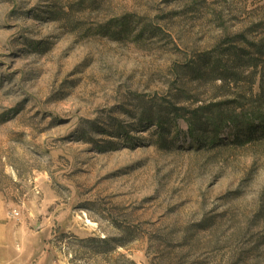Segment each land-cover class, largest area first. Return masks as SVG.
Listing matches in <instances>:
<instances>
[{
	"label": "rangeland",
	"instance_id": "rangeland-1",
	"mask_svg": "<svg viewBox=\"0 0 264 264\" xmlns=\"http://www.w3.org/2000/svg\"><path fill=\"white\" fill-rule=\"evenodd\" d=\"M238 34L264 0H0L14 264H264V63L214 69Z\"/></svg>",
	"mask_w": 264,
	"mask_h": 264
},
{
	"label": "trees",
	"instance_id": "trees-1",
	"mask_svg": "<svg viewBox=\"0 0 264 264\" xmlns=\"http://www.w3.org/2000/svg\"><path fill=\"white\" fill-rule=\"evenodd\" d=\"M259 25H262L261 23L256 24L254 27H252V30L255 31L256 27H259ZM237 37V38H236ZM248 43L247 47H238L234 43ZM227 43H230L228 48H225L223 50L224 55H229L231 58L228 62H223L222 60L215 61V70H217L220 73V77L223 80L225 85L230 84L232 81H237L238 77H240V72L247 68L248 66H253L257 68L259 66V63H264V38L260 42H252L248 40L247 36L245 34H238L231 40L227 41ZM237 47V48H234ZM221 65V66H220ZM213 69V70H214ZM262 83L260 85V97L262 102L260 103L259 108L264 106V76L262 79ZM206 112L208 111V108H202ZM201 109V110H202ZM211 111V110H210ZM196 117L197 116L196 114ZM200 117L197 119V121L194 120V124L199 125ZM263 119V118H262ZM198 122V123H197ZM242 132H245L247 135V141L256 140L255 135L257 132L261 131L262 136H258L257 140L264 138V119L262 121V126L259 128L255 124L248 125L246 129L241 130ZM211 140L213 138H210Z\"/></svg>",
	"mask_w": 264,
	"mask_h": 264
},
{
	"label": "crops",
	"instance_id": "crops-1",
	"mask_svg": "<svg viewBox=\"0 0 264 264\" xmlns=\"http://www.w3.org/2000/svg\"><path fill=\"white\" fill-rule=\"evenodd\" d=\"M13 242L10 241V221H0V264H14ZM11 254V255H10Z\"/></svg>",
	"mask_w": 264,
	"mask_h": 264
},
{
	"label": "built area",
	"instance_id": "built-area-1",
	"mask_svg": "<svg viewBox=\"0 0 264 264\" xmlns=\"http://www.w3.org/2000/svg\"><path fill=\"white\" fill-rule=\"evenodd\" d=\"M15 216H18L19 215V212L18 211H14L13 212Z\"/></svg>",
	"mask_w": 264,
	"mask_h": 264
}]
</instances>
